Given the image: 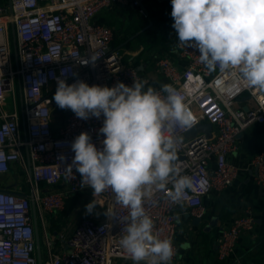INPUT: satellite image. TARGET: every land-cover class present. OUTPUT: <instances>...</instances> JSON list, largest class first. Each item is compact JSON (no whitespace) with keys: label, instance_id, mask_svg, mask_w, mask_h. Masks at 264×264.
Instances as JSON below:
<instances>
[{"label":"built area","instance_id":"1","mask_svg":"<svg viewBox=\"0 0 264 264\" xmlns=\"http://www.w3.org/2000/svg\"><path fill=\"white\" fill-rule=\"evenodd\" d=\"M9 1L10 7L8 2L0 3V175L14 173L18 179L13 188H0V264H39L32 201L46 245L43 264L133 261L120 245L129 210L116 202L110 189L97 198L92 217L79 223L70 235L61 230L55 232L56 241L51 237L48 218L63 212L70 197L91 191L94 199L90 187H80L81 176L75 168V178L66 177L65 168L74 157L71 143L81 132H87L98 148L103 147L104 139L99 133L103 116L79 119L71 110L60 109L52 97L57 78L68 84L82 80L89 86L108 87L117 82L131 86L134 80H141L136 66L125 62L122 52L113 47V28L98 22L96 16L117 4H132L144 17L146 12L139 0ZM175 50L187 62L185 68L179 69L169 58L158 59L156 65L167 84L181 92L186 86L197 89L193 96L185 97L192 127L211 124L212 130L191 136L186 135L190 128L175 130L180 138L181 175L192 181L182 204L171 202V184L154 190L143 201L154 232L173 241L176 254L172 262L177 256V208L183 206L187 214L204 220V199L213 191L227 189L238 178L239 170L229 157L238 149L239 135L253 124L264 123V93L231 80L222 84L219 69L210 72L195 48L179 47L176 41ZM90 57L94 63L82 64ZM244 94L250 102L247 109L238 106ZM252 164L264 187V156H256ZM107 208L114 210L116 218L104 214ZM254 225L253 212L248 209L224 228L216 243L217 259L230 258Z\"/></svg>","mask_w":264,"mask_h":264},{"label":"clouds","instance_id":"2","mask_svg":"<svg viewBox=\"0 0 264 264\" xmlns=\"http://www.w3.org/2000/svg\"><path fill=\"white\" fill-rule=\"evenodd\" d=\"M171 5L177 46L197 49L210 72L219 69L222 84L231 80L264 93V0H171ZM90 61L95 59L82 64ZM146 85L147 81L134 80L131 86L123 82L89 86L82 80L68 84L57 78L52 100L79 119L104 117L99 129L103 147L81 132L71 143L74 157L64 171L74 179L75 168L80 187L93 190L86 212L93 214L97 198L110 189L116 202L129 210L126 234L120 239L127 256L135 264H171L176 254L173 241L154 232L143 201L171 184V202L182 204L185 190L192 187L191 179L181 175L175 130L192 127L185 97L197 89L186 86L181 92L171 84H162L159 90ZM104 214L116 218L112 208Z\"/></svg>","mask_w":264,"mask_h":264},{"label":"crops","instance_id":"3","mask_svg":"<svg viewBox=\"0 0 264 264\" xmlns=\"http://www.w3.org/2000/svg\"><path fill=\"white\" fill-rule=\"evenodd\" d=\"M139 1L147 10L146 17L132 4H117L102 10L96 20L113 28V47L122 52L125 62L136 66L141 80L147 81L146 87L160 89L167 80L157 67V60L169 58L179 69L185 68L187 62L175 50L178 38L172 28L171 0ZM249 104L247 94L238 100L239 107L247 109ZM258 155L264 156V123L253 124L239 135L238 149L229 157V162L239 170L238 178L227 189L213 191L204 199L207 216L201 224L195 225L194 217L183 206L177 208V256L171 264H264V187L258 183L252 164ZM15 182L0 178V188H13ZM248 209L255 218L254 228L241 237L230 258L218 260L216 243L222 230ZM92 215L85 214L83 221ZM56 218H48L51 226ZM112 264L135 262L116 259Z\"/></svg>","mask_w":264,"mask_h":264},{"label":"rangeland","instance_id":"4","mask_svg":"<svg viewBox=\"0 0 264 264\" xmlns=\"http://www.w3.org/2000/svg\"><path fill=\"white\" fill-rule=\"evenodd\" d=\"M5 1L6 0H0V3H4ZM0 178H2L3 180L5 179L7 182H15L18 179V177L14 173L0 175ZM91 201V191L83 192L69 201L67 205L68 208L67 206H65L63 212H59L55 215L57 216V218L55 220L53 219L54 223L52 228L50 229L51 237L54 241H56V239L58 238L57 235H55L56 231L65 230L70 234L72 233L75 227L83 221L82 216H84L85 214L88 215L85 209V205H87ZM41 247L42 250L45 251L46 245L43 239L41 240Z\"/></svg>","mask_w":264,"mask_h":264},{"label":"water","instance_id":"5","mask_svg":"<svg viewBox=\"0 0 264 264\" xmlns=\"http://www.w3.org/2000/svg\"><path fill=\"white\" fill-rule=\"evenodd\" d=\"M141 4V7L145 10V12L147 13V10L145 9L144 5L142 2H140ZM8 6L10 7L11 4H10V1L8 0ZM13 46H14V53L15 55H17V46H16V40L14 39L13 41ZM201 130H207V131H211L212 130V125L211 124H197L193 127H191L186 135L187 136H191V135H194L196 134L197 132L201 131ZM27 160H28V163L29 162V159L27 157ZM258 169L257 167H255V172L257 173ZM30 198L32 199L33 196L32 194L29 195ZM33 205H32V212H33V217L35 218L34 219V226H35V234H36V241H37V255H38V262L39 264H43V258H42V248H41V236H40V232H39V227H38V223H37V219L36 218V210H35V205H34V202L32 201ZM194 224L195 225H199L201 224V219L199 218H194Z\"/></svg>","mask_w":264,"mask_h":264},{"label":"trees","instance_id":"6","mask_svg":"<svg viewBox=\"0 0 264 264\" xmlns=\"http://www.w3.org/2000/svg\"><path fill=\"white\" fill-rule=\"evenodd\" d=\"M77 196V195H76ZM74 198V197H73ZM71 200H72V198H71ZM69 201H70V199L69 200H67V204H66V206L68 205V203H69ZM67 208H68V206H67ZM53 226V225H52Z\"/></svg>","mask_w":264,"mask_h":264}]
</instances>
